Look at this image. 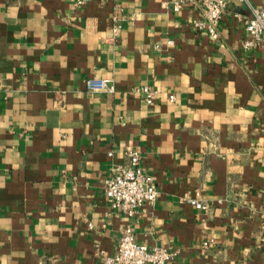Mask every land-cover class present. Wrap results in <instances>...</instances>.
I'll use <instances>...</instances> for the list:
<instances>
[{
    "label": "crops",
    "instance_id": "obj_1",
    "mask_svg": "<svg viewBox=\"0 0 264 264\" xmlns=\"http://www.w3.org/2000/svg\"><path fill=\"white\" fill-rule=\"evenodd\" d=\"M77 1L0 0V264H103L127 225L169 264H264V42L243 47L249 5L228 0L213 40L193 27L198 0ZM129 146L159 191L132 219L105 193Z\"/></svg>",
    "mask_w": 264,
    "mask_h": 264
},
{
    "label": "built area",
    "instance_id": "obj_2",
    "mask_svg": "<svg viewBox=\"0 0 264 264\" xmlns=\"http://www.w3.org/2000/svg\"><path fill=\"white\" fill-rule=\"evenodd\" d=\"M85 0H78L81 5ZM204 9V16L193 21V27L199 32L207 33L213 40H219L218 25L229 8L228 0H198ZM250 7V16L243 19L248 38L243 44L246 50L257 47L264 42V9L253 7L249 0H240ZM176 11L180 5H176ZM240 18V15H236ZM118 27L115 29V33ZM168 44H173L169 42ZM159 49V45H157ZM86 89L95 93H114L115 83L107 78H90L86 81ZM144 95L145 102L152 106L155 103L157 92L143 86L137 89ZM174 95L170 101H174ZM127 165H115L110 177L105 181V193L111 207L125 215L128 219L134 218L145 204L156 202L159 191L152 175L146 173L140 165L141 155L134 147L126 148ZM195 208L208 211L209 205L200 197L188 199ZM176 257V253L165 248H150L138 244L134 229L127 225L121 232L118 249L114 255L102 253L103 264H169Z\"/></svg>",
    "mask_w": 264,
    "mask_h": 264
}]
</instances>
